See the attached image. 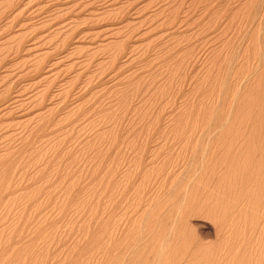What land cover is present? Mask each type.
<instances>
[{"label":"rangeland","instance_id":"rangeland-1","mask_svg":"<svg viewBox=\"0 0 264 264\" xmlns=\"http://www.w3.org/2000/svg\"><path fill=\"white\" fill-rule=\"evenodd\" d=\"M0 264H264V0H0Z\"/></svg>","mask_w":264,"mask_h":264}]
</instances>
